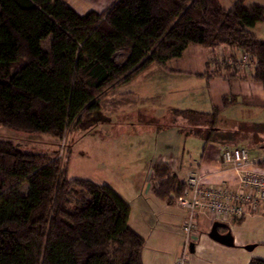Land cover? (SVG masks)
<instances>
[{
  "label": "trees",
  "instance_id": "trees-1",
  "mask_svg": "<svg viewBox=\"0 0 264 264\" xmlns=\"http://www.w3.org/2000/svg\"><path fill=\"white\" fill-rule=\"evenodd\" d=\"M231 2L225 10L217 0H115L80 16L62 0H0V128L60 140L67 127L92 126L102 116L96 97L188 46L235 64L207 60L210 74L230 79L251 71L264 91V40L250 32L264 22V8ZM218 113L173 117L195 135L199 124L208 127L206 142L230 140L233 134L216 132ZM69 154L62 166L54 154L0 140V264H142L144 239L128 226V205L107 185L67 179ZM150 181L168 205L185 191L162 164L152 166Z\"/></svg>",
  "mask_w": 264,
  "mask_h": 264
},
{
  "label": "crops",
  "instance_id": "crops-1",
  "mask_svg": "<svg viewBox=\"0 0 264 264\" xmlns=\"http://www.w3.org/2000/svg\"><path fill=\"white\" fill-rule=\"evenodd\" d=\"M62 1L75 13L83 16L90 12L101 13L115 0ZM217 2L225 10H229L233 4L231 0ZM245 6L264 8V0H245ZM250 32L258 39L264 40V22L257 24ZM211 54L212 50L188 46L181 57L167 61L164 66L150 65L135 78L137 80L149 72L146 75L150 77L149 80H143V83H149L150 92L155 94L153 101L163 92L165 96L170 93V100L164 99L167 100L166 105H163L165 110L149 117L151 123L144 126L145 135L140 133L138 130L140 128L135 127L132 119L130 122L117 121L122 114L129 117H132L131 113L139 114L142 108L140 105L134 106L135 109L126 107L125 103L128 105L132 99L130 95L133 93L130 92L128 96L123 97L118 91L119 87L114 89L112 92L118 91L121 97H108L114 98V102L121 101L122 108L118 106L121 113L115 110L114 114H108L105 117L106 121L99 124L104 140L91 143L95 146L93 155H97L100 161L105 162L95 168L99 181L92 183L109 186L128 205L130 209L128 226L144 239L142 264H175L186 245L182 231L186 211L176 203L168 205L152 193L153 184L150 176L154 164L166 166L171 174L184 183L187 175L195 172L202 175L206 185L224 184L229 188H236L241 173L224 165L220 155L224 147L239 146L248 147V156L252 161V164L243 170L264 173V168L259 166L264 162L262 86L252 80V74L230 79L219 74H210L207 60ZM202 74L205 76L198 77ZM138 89H143L141 80ZM224 97L233 98L234 103L227 108L224 107L222 101ZM166 110L172 115L174 111L210 114L218 110L217 128L233 131L237 130L236 127L240 123L245 126L243 127L245 131H239L238 135L230 133L233 134L230 140L214 139L206 142L203 136L204 129L200 135L192 134L194 128L179 117H174L181 119V122L172 129L156 124L159 123L158 120L161 122L166 117L163 115ZM134 136L139 138L135 139ZM106 177L107 181H104ZM211 221L205 216H199L197 228L203 226L202 232L206 234L208 231L206 226H211ZM220 222L227 225L233 238V247H223L209 240L205 234L200 235L195 241L192 239L195 248L194 253L187 257V264H249L253 259L264 261L261 253L256 256L244 250L248 245H254L253 250L264 246V236L248 237L254 224H264L263 213L247 215L240 221L229 218Z\"/></svg>",
  "mask_w": 264,
  "mask_h": 264
},
{
  "label": "rangeland",
  "instance_id": "rangeland-1",
  "mask_svg": "<svg viewBox=\"0 0 264 264\" xmlns=\"http://www.w3.org/2000/svg\"><path fill=\"white\" fill-rule=\"evenodd\" d=\"M251 69H253L252 66H251ZM148 73L145 74V76L139 77V79H137V80L135 79L137 77L136 76L130 82L120 86L119 90H118L119 93L121 95H123V97L128 96V94L130 92L133 93L130 95V97L132 99H131V101L128 102V105H127V103H125L126 107L130 106V107L134 108V106L136 107V105L137 106L140 105V107L142 109H140V111L138 110L139 114L131 113L130 115H132V117H129L128 115L122 114L121 118H119L117 121L118 122H121V121L130 122V120L132 119L133 120V121L131 120L132 123L135 124L136 128H140L138 130L140 131V133H142L144 135H145L144 126L146 125V123H148V124L151 123L149 117L155 116L156 113L162 112L163 110H165L163 105H166L167 100L168 101L170 100V93H168L165 96V94H164L165 92H163L158 99L153 101L155 94L150 92L151 88H150L149 83H147L146 81H145L146 83H143V80H149L150 77L146 76V75H148ZM250 74H251V72H248V75H250ZM140 80L142 81V88H143L141 90L138 89ZM112 91L114 92V89H109V90L104 92L105 94H103L101 96V98H100V96L96 97V99H100L99 100V107L100 106L102 107V113H101L102 116L98 117L96 119L97 121H93V122H95V124H93L92 126L87 125L86 127L80 128L79 130L78 129L74 130L72 126H69L66 128V130L63 134V137L60 140L51 138V137L46 136V135L25 134V133H20V132H14V131L4 129V128H0V140L12 142L22 152H25V153H30V154L39 153V154H49V155L54 154L55 155L54 157L60 161V164L62 166L64 165V163L66 161L67 151L69 148L70 154H69V162H68V167H67V179H69V180H71V179H83V180H89V181L95 183V182L99 181L98 177H97V171L95 168L100 167L101 166L100 164L101 163L104 164L105 162L102 160L100 161V158L97 157V155H93V149L95 148V146L92 145L91 143H94V141L99 143L100 140L101 141L104 140V138L102 137V133H100L102 131V128H100L99 124H102L106 121L105 117L108 114H110V113L114 114L115 110H116V112H120V109L122 108V106L120 105L121 101L114 102V100H115L114 98H109V97H113V96L115 98L121 97V95L118 94V91H116V93H113ZM111 94H113V95H111ZM164 99H167V100H164ZM118 106H121V108L119 109ZM124 110L123 111L126 112V109H124ZM163 115H164V117L166 116L165 118H163V121L161 120V122H160V120H158L159 123L156 122V124L162 125L163 128L170 127V129H172L174 125L178 124V122H181V119H175L173 117L172 113L171 112L168 113L167 110H166V113ZM97 122H98V124L96 125ZM199 126L198 127L200 129H208V127L201 126V124H199ZM243 127H245V126L240 125V123H238V126L236 127L237 130L225 131V130H220L219 128H217V126L215 129L218 130L217 131V132H219L218 134L225 136L226 134H230V133H233L234 135H238L239 131L240 132L245 131V128H243ZM205 132H207V131H205ZM254 132H257V131H254ZM208 134H209V132H208ZM134 137H135V139L139 138L138 136L137 137L134 136ZM218 140L223 141L221 138H219ZM211 143H213V142H211ZM211 148H212L211 149V151H212L213 147H211ZM240 148H244L247 150L248 147L247 148L240 147ZM104 179H105L104 181H107L106 180L107 177ZM19 190H20L21 194L25 195L26 191H27L26 185H24V184L21 185ZM176 204H177V202H176ZM199 216H205L209 219V217L206 215H201V214L196 215V217L194 219L195 228L190 235L189 244L190 243L195 244L193 241H195V239L200 237V235L205 234V232H202V228H204L203 226H198V228H197V225H198L197 220H199ZM186 217H187V212H186ZM206 227H208V231H209L210 225L206 226ZM205 235L207 236V233ZM252 236H255V237L264 236V224L263 223L254 224L253 228L250 229V232L248 233V237H252ZM184 237H185V235H184ZM192 239H193V241H192ZM250 253H252V255H256V256H258V254L261 253L262 256H264V246L258 247ZM188 256H190V253L188 251V246H187V252H186V256H185L186 264H187V257Z\"/></svg>",
  "mask_w": 264,
  "mask_h": 264
},
{
  "label": "built area",
  "instance_id": "built-area-1",
  "mask_svg": "<svg viewBox=\"0 0 264 264\" xmlns=\"http://www.w3.org/2000/svg\"><path fill=\"white\" fill-rule=\"evenodd\" d=\"M245 60L244 58H242ZM213 60V61H212ZM208 61L214 65L227 63V60ZM247 70L248 63L242 64ZM220 160L224 165L240 171L241 175L236 188L227 185H206L202 175L192 172L185 180L183 196L177 200V205L186 210L187 217L182 227L185 235V248L175 264H186L185 256L190 235L195 228L194 219L197 214L206 215L209 220L224 219L241 220L247 215L264 212V173L243 170L252 164L248 151L244 148L227 146L221 150Z\"/></svg>",
  "mask_w": 264,
  "mask_h": 264
},
{
  "label": "water",
  "instance_id": "water-1",
  "mask_svg": "<svg viewBox=\"0 0 264 264\" xmlns=\"http://www.w3.org/2000/svg\"><path fill=\"white\" fill-rule=\"evenodd\" d=\"M224 231V232H221ZM207 237L214 243H217L223 247L232 248L233 247V238L231 237L230 232L226 224L214 221L212 222L209 231L207 232ZM194 244L190 243L188 245V251L190 254L194 253ZM255 248L254 245H248L244 247L245 251L251 252Z\"/></svg>",
  "mask_w": 264,
  "mask_h": 264
},
{
  "label": "flooded vegetation",
  "instance_id": "flooded-vegetation-1",
  "mask_svg": "<svg viewBox=\"0 0 264 264\" xmlns=\"http://www.w3.org/2000/svg\"><path fill=\"white\" fill-rule=\"evenodd\" d=\"M221 232H224V231H221Z\"/></svg>",
  "mask_w": 264,
  "mask_h": 264
}]
</instances>
